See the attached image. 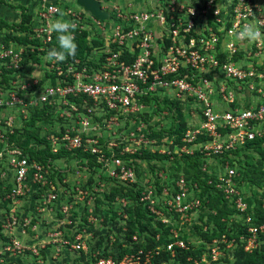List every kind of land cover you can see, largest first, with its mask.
<instances>
[{"label": "built area", "instance_id": "obj_1", "mask_svg": "<svg viewBox=\"0 0 264 264\" xmlns=\"http://www.w3.org/2000/svg\"><path fill=\"white\" fill-rule=\"evenodd\" d=\"M95 1L107 14L103 20L75 0H40L26 24L27 35L18 34L27 42L0 41V178L8 183L1 187L0 264H20L25 250L35 259L38 252L34 245H26L29 238L40 237L37 244L42 248L69 244L72 252L85 255L91 234L78 227L72 206L77 201L88 206L112 186L135 184L133 164L147 151L166 162L195 152L216 161L226 154L221 175L212 182L243 215L237 238L242 251L252 253L264 241V224L250 223L239 175L229 160L236 149L264 138V45L237 41L231 33L249 21L259 22L264 31V0H232L227 11L223 7L216 11L226 0H139L140 9L122 7L117 0ZM56 9L78 23L75 36L85 35L91 51L84 60L46 59L54 35L47 25L56 18ZM27 54L42 60L40 75L28 71L30 62L23 64ZM164 100L192 109L193 121L184 119L187 127L177 142L166 133L151 136L170 127L166 112L157 110ZM34 110H43L49 122L39 123L41 142H30L27 148L35 153L30 158L11 139ZM74 174V180H65ZM65 182L72 201L57 205ZM187 191L182 177L174 181L173 189L161 184L163 201L155 213L162 218V209L184 219L197 205L187 201ZM149 199L140 201H147L153 212L157 203ZM119 202L125 205L122 199ZM30 210L47 216L32 217ZM49 217L58 224L41 236L35 233L36 223ZM64 224L77 227L71 226V243L62 241L57 230ZM234 240L221 233L198 256L189 255L179 264H227ZM188 250L194 249L172 232V241L163 245L119 258L94 257L85 264H151L161 253L168 260L160 264H166L177 251Z\"/></svg>", "mask_w": 264, "mask_h": 264}, {"label": "rangeland", "instance_id": "obj_2", "mask_svg": "<svg viewBox=\"0 0 264 264\" xmlns=\"http://www.w3.org/2000/svg\"><path fill=\"white\" fill-rule=\"evenodd\" d=\"M30 1L32 0H28V2ZM36 9L37 7L33 10H29V14L33 15L36 12ZM18 34L19 32L15 35ZM2 37L0 38V41ZM30 64L31 65L28 71L31 74L40 75L42 71L41 68L43 67L42 60L38 59L37 62L30 61ZM185 107L186 105L184 104L180 106L171 105L168 108L161 109V111L166 112L167 117L165 119L167 121H176V119L180 116L183 118V121L185 119L187 122L191 123L193 121V115L191 116L190 112L192 109L187 111L185 110ZM232 161L233 167L236 166V161H240L245 165L244 167H241L242 171L247 174L245 175V178H240V180H238V186L242 197H244V199H248L249 211L251 215L253 218H256L255 214L257 213L264 215V147L256 151L241 152L238 156H235V159ZM224 162L225 161L223 160L216 161L204 159L203 157H201L198 161L194 159H189L188 161L182 159L181 161H178L173 158L166 162L157 159L154 154L147 153L142 159L139 158L135 161L137 178V182L135 184L138 187H140L138 185L139 183L143 185L142 188H139L140 191L137 197L129 198L128 196L124 197L114 195L109 201H107L105 197L106 195L100 193L97 197L94 196L93 202H91L88 206L85 205L84 201H77L76 205H74V207L72 206L74 210H71V212L74 214V217L79 220L77 223L78 227H84L91 234L90 237L86 238L87 252L85 255L76 251L72 252L69 249V244L56 242L54 247H52V245H50L52 243H50L42 248L39 244H37L41 240L40 237L33 241L29 238L26 245H34L38 254L34 259L31 252L25 250L20 264H36V259L40 260L42 262L41 264H85L90 263L94 257L101 256L103 254L113 256H117L118 254L121 256L125 254H133L134 251L137 250L135 249L134 243H140L139 248L141 249L150 248L153 245H163L172 241V232H175L179 239L185 242L189 247L196 250V254L190 255L195 257L198 256L197 254L204 251V248L211 239L217 237L218 234H221L220 231L226 232V235L234 237L235 239L233 247L229 250L230 255L228 261H232V258L230 257H232L233 253L240 249L242 245V242L239 240V237L237 238V236L240 235L241 229L244 226V219L243 215L235 212L234 209L231 211L232 209L229 206V204L232 206L230 198L228 201L229 204L226 202L225 207H223L217 197L220 195L216 191H218L224 199L223 194L218 188L214 187L212 181L217 175H221L222 165ZM59 166L61 167V165ZM198 167L201 172H205L210 177L207 180V182H210H206V185L211 187L210 191L202 192V186L198 184L197 180H195ZM236 172L239 173L237 166ZM238 175H240V173ZM186 176L187 180H185ZM179 177H182L185 183H187V201H196L197 205L191 208L184 219H180L177 215L171 216L161 209L162 218L167 221L166 223L161 222L160 219L162 218L155 213L158 211L159 207H161L159 202L162 203L163 201V196L160 192V185L167 184L173 189L174 181ZM75 178V174L66 175L65 180L70 182ZM7 184V181L0 178V200L4 192L1 190V187ZM61 186L62 187L59 188V192L61 191L62 193L58 196V201L56 202L57 205L66 200L69 202L72 201V197L69 196H72V194L69 189H67L68 185L66 182L65 184H61ZM64 189L67 190L64 191ZM108 192L109 191H107V194ZM146 196L148 198L150 197L149 200L153 203H157L152 208L153 212L148 209L147 201H140L142 197L144 198ZM121 199L125 202L124 206H122L119 202ZM32 203L33 201L30 200L29 205ZM27 206H24L25 210H28ZM138 207L145 212V218L139 221V223L145 227V231L142 233L135 230L136 225H131L129 223L130 218L132 217L131 213ZM3 208L4 204L0 201V217L3 215ZM30 214L32 217H37L39 219L42 216H47L46 214L34 215L31 210ZM217 215L219 218H217ZM263 215L262 217H264ZM248 216L250 217V215ZM90 218V221L92 222H87ZM57 224V222L54 224L50 217L46 220L42 219L41 223H36L35 233L38 232L41 236V233L45 231L44 234H46L48 233L49 228H54ZM161 224L163 226H161ZM71 226H73L72 228H77L76 225L64 224L57 229L61 231L62 241L65 240L69 243L72 242L73 235L71 232ZM129 227L134 229L133 233L130 234V239L127 235ZM159 229L164 230L159 231ZM164 232L165 234L163 236ZM138 234L144 235L145 238L138 239ZM211 234L217 236L212 237L209 241L206 240V236ZM133 235L136 236V241L131 240ZM43 240L46 241V238ZM157 242L160 244H157ZM263 245L264 241H261L257 249H260ZM166 264H171V262H166Z\"/></svg>", "mask_w": 264, "mask_h": 264}, {"label": "trees", "instance_id": "obj_3", "mask_svg": "<svg viewBox=\"0 0 264 264\" xmlns=\"http://www.w3.org/2000/svg\"><path fill=\"white\" fill-rule=\"evenodd\" d=\"M30 18H31L30 14H28L27 12H24L22 10V12L20 13V22H18L17 24H5V23L0 21V30H2V29L6 30V32L3 34L1 42L4 44H6L8 41H15L17 43H26L27 40L25 37H21L20 35H15V34L17 32H19V33H25L27 35L28 26H26V24H28ZM75 41L77 44L76 53L74 56L69 57L66 61L72 60L74 58L84 60L85 57L91 51V47L88 46L87 42L85 41V35L84 34L76 35ZM92 45H94V43H92ZM50 46H52L53 48L58 46L57 45V39H56V33H54V35L52 36V43ZM37 60H38V58L34 54H27V57L24 58L23 64H26L27 62H30V61H34V62L36 61L37 62ZM171 105L175 106L177 104L175 102H172V101L164 100L162 107L157 106V110L161 111V109L168 108ZM41 122L43 124H47L49 122L48 118L44 115L43 110L32 111L30 113V116L27 119V121L23 122L20 131L16 132L15 136H13L11 139L15 142L16 145H18L20 148H22L24 151H26L30 158H34L35 153H34L33 149H29L27 147L31 141L35 142L34 144H38L41 142V138H40V130H41L40 127H41V125L39 124ZM186 127H187V125L183 121V118L179 116V118L176 119V121L175 120L171 121L169 128H167V129L162 128L159 132H157L156 134H152L151 136H155V137L159 138L162 136V133H166L168 135H174V140L177 142L181 133H183L186 130L185 129ZM263 147H264V138L250 141V142L246 143L244 146H242L241 148L236 149L235 151L232 152L233 159H235V156H238L239 153H241V152L256 151V150H260ZM43 151L45 152V150H43ZM147 153L148 152H142V154L138 157V159L139 158L142 159L144 157V155ZM201 157H202L201 155H199L198 153L195 152L192 155L182 156L178 159H176V158L175 159L178 161H181L182 159L186 160V161H188L189 159H194V160L198 161L201 159ZM156 158L160 159V160L164 159V157H160V156H156ZM225 158H226V154H224V156L221 160H223ZM36 159L41 160L42 158L36 157ZM229 163H230V165H232L233 161L229 160ZM133 165H134V168L136 169V167H135L136 163H134ZM236 166H237L238 172L240 173L238 180H240V178L241 179L245 178V175L247 173H244V171H242V167H244L245 165L243 163H241L240 161H236ZM243 170H244V168H243ZM185 178H186L185 180H187V176ZM209 178L210 177L205 172H201L199 167H198L197 172H196V176H195V180H197L198 184H200L202 186V192L211 190L210 189L211 187L206 185V182ZM211 178H213V177H211ZM139 188L140 187H138L136 184H131L129 186L115 185V186H112L109 188V192H108V194H105L106 195L105 197H106L107 201H109L110 198L114 195L124 196V197L128 196L129 198L137 197V195L140 191ZM216 192L220 195V196H217V195L216 196L219 198L220 202L222 203V206L225 207V204H226V202L228 203V201H225L218 191H216ZM244 201L247 203L246 213L248 215H250V217H251L250 223L252 225L264 224V217H262L263 214L261 215V213H257V214H255L256 218H253V216L251 215V213L249 211L250 209H249L248 199L245 198ZM101 204H103V203H101ZM229 206L232 209V210L231 209L230 210L233 211V207L230 204H229ZM131 214H132V217L130 218L129 223L131 225H133V224L136 225L135 230H137L138 232L142 233L143 231H145V229H144L145 227L139 223V221L141 219L145 218V212L140 207H138V208H135ZM217 218H219L218 215H217ZM147 222H148V220H147ZM157 225H158V223H157ZM161 226H163V225L161 224ZM161 226H159V227H161ZM133 230L134 229L129 227L128 232H127L129 239H130V234L133 233ZM162 230H164V229H159V231H162ZM220 232L226 234V232H224V231H220ZM164 234H165V232L163 233V236H164ZM137 236H138V239L145 238L144 235L138 234ZM214 236H217V235L211 234L209 236H206V240L209 241ZM161 238H163V237H161ZM134 244H135V249H138L140 247V243H134ZM157 244H160V243L157 242ZM195 252H196V250H193V251H189V250L188 251H177L176 255L173 257V259L171 261V264H179L181 262H184V259L187 256L192 255V254H196ZM101 256H106V255L103 254ZM120 256L121 255L118 254L117 256H113V257L119 258ZM97 257H99V256H97ZM231 258H232L231 259L232 261H228L227 264H233V261H234V264H264V245L260 249H257V250L255 249L250 254H246V253L242 252V250L240 248L236 252L233 253ZM165 260L167 261L168 258H166V255L164 253H161V255L155 257L151 261V264H160L161 262H163Z\"/></svg>", "mask_w": 264, "mask_h": 264}, {"label": "clouds", "instance_id": "obj_4", "mask_svg": "<svg viewBox=\"0 0 264 264\" xmlns=\"http://www.w3.org/2000/svg\"><path fill=\"white\" fill-rule=\"evenodd\" d=\"M231 3L232 0H226L225 4L218 3L216 11L219 7H223L225 11H227ZM249 11L251 10L249 9ZM191 13H193V9H191ZM78 27L79 25L76 21L66 19L65 13L56 9V18L49 21L47 31L49 33H56L58 46L48 51L46 59L49 61L64 62L69 57L74 56L77 50L74 33L77 31ZM231 35L237 41L264 45V31H262L259 22L249 21L244 23L239 27V30L232 32Z\"/></svg>", "mask_w": 264, "mask_h": 264}, {"label": "crops", "instance_id": "obj_5", "mask_svg": "<svg viewBox=\"0 0 264 264\" xmlns=\"http://www.w3.org/2000/svg\"><path fill=\"white\" fill-rule=\"evenodd\" d=\"M40 0H0V21L5 24H17L20 22V13L22 10L29 14V10L38 8ZM117 4L122 7H130L131 9H140L143 7L139 0H117ZM6 32L5 29L0 30V37Z\"/></svg>", "mask_w": 264, "mask_h": 264}, {"label": "water", "instance_id": "obj_6", "mask_svg": "<svg viewBox=\"0 0 264 264\" xmlns=\"http://www.w3.org/2000/svg\"><path fill=\"white\" fill-rule=\"evenodd\" d=\"M75 3L97 19L103 20L107 17L106 13L100 11L99 4L95 0H75Z\"/></svg>", "mask_w": 264, "mask_h": 264}]
</instances>
